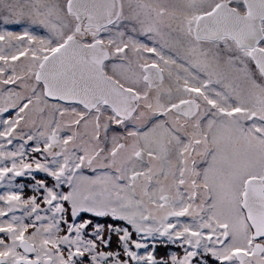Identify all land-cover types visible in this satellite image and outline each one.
<instances>
[{
  "label": "snow or ice",
  "instance_id": "1",
  "mask_svg": "<svg viewBox=\"0 0 264 264\" xmlns=\"http://www.w3.org/2000/svg\"><path fill=\"white\" fill-rule=\"evenodd\" d=\"M0 264H264V0H0Z\"/></svg>",
  "mask_w": 264,
  "mask_h": 264
}]
</instances>
